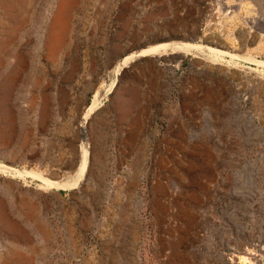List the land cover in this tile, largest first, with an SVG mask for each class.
<instances>
[{"label": "rangeland", "instance_id": "1", "mask_svg": "<svg viewBox=\"0 0 264 264\" xmlns=\"http://www.w3.org/2000/svg\"><path fill=\"white\" fill-rule=\"evenodd\" d=\"M0 166V264H264V0H0Z\"/></svg>", "mask_w": 264, "mask_h": 264}, {"label": "bare ground", "instance_id": "2", "mask_svg": "<svg viewBox=\"0 0 264 264\" xmlns=\"http://www.w3.org/2000/svg\"><path fill=\"white\" fill-rule=\"evenodd\" d=\"M67 1H69V0H67ZM64 2H65V0H64ZM59 7L60 8L54 16V19H53L52 25H51V29H50V30H52V35L50 37L51 38V45H55L62 38V35H63L62 29H64L67 25L64 8H63V6H59ZM161 47H163V46H157V47L155 46V47L150 48L149 50L143 51L142 53H146L148 51L159 50V49H161ZM165 47H167V49L169 47V48H172L171 50H175V51L180 52L181 57H182V55H185V54H192V55H198L199 54L200 55V53L203 52V50H204V48L202 46L197 45L194 42L193 43H179V44L176 43L174 45H165L164 48ZM168 50H170V49H168ZM213 53H214L215 59H221L222 58V55H223L222 52L214 50ZM138 55L140 56L141 53H138ZM132 59H135V58L133 56H131L129 58H126L124 61L120 62L117 65V72L118 73L122 72L124 70V68L126 67V65ZM112 90H113V83H111L108 87H106V85H103L98 90V92L96 93L95 101L85 111L84 119L82 121V124H83L82 127H83V136H84V139L86 142H85V145H84L83 151H82L81 164H80L77 172L71 177H68L66 179H62V180L56 181V182L47 179L46 181H47V185L49 187H56V188H60V189L72 190L76 187H83L86 184V181L88 180L89 176L92 174V173H90L91 150H90V144L87 142L88 140H87V131H86L87 127H86V125H87L88 120L90 119L91 115L94 112H96L102 106L101 100L104 98V96H107ZM1 169L10 170V168L6 167V166H0V170ZM256 260H258V259H256Z\"/></svg>", "mask_w": 264, "mask_h": 264}, {"label": "water", "instance_id": "3", "mask_svg": "<svg viewBox=\"0 0 264 264\" xmlns=\"http://www.w3.org/2000/svg\"><path fill=\"white\" fill-rule=\"evenodd\" d=\"M187 40L191 41V42H195V41L198 40V38L197 37H193V38H188ZM174 77L176 78V74L174 75ZM170 90H171V88H168V91H170Z\"/></svg>", "mask_w": 264, "mask_h": 264}]
</instances>
